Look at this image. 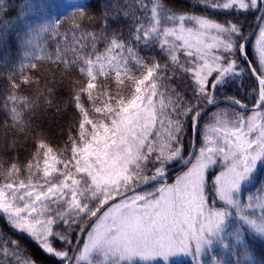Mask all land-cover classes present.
<instances>
[{"label": "snow or ice", "instance_id": "snow-or-ice-1", "mask_svg": "<svg viewBox=\"0 0 264 264\" xmlns=\"http://www.w3.org/2000/svg\"><path fill=\"white\" fill-rule=\"evenodd\" d=\"M9 34L0 216L31 246L4 237L0 264H264V179L242 192L264 166V0L62 19L0 0ZM53 107L59 134L35 119Z\"/></svg>", "mask_w": 264, "mask_h": 264}, {"label": "trees", "instance_id": "trees-1", "mask_svg": "<svg viewBox=\"0 0 264 264\" xmlns=\"http://www.w3.org/2000/svg\"><path fill=\"white\" fill-rule=\"evenodd\" d=\"M29 2L35 5L42 6L43 18L62 19L66 15L76 10L85 11L93 16H100L106 5L107 6H111L115 4L124 5L130 2V0H29ZM15 3L20 4L21 0H15ZM177 3L180 6H184V5L189 6L191 0H177ZM196 10L200 11L199 8H197ZM40 18L41 17L38 14L31 16L30 20L35 22L38 21ZM249 23L253 24L254 27V22L249 21ZM50 47H52L51 44ZM5 55L9 56V64H11L12 62H18L19 59L18 40L15 34H9L7 38V45L4 48L0 49V108H2L3 93L8 86L5 76V61H4ZM57 87L59 91H58L56 103L62 104L66 102L68 96L67 83H65L64 85L58 84ZM35 119H36V123L41 124L46 129H49L56 134H59L61 128L67 122V117L63 113L57 114L55 107L48 110L41 108L39 110L38 117ZM3 142H4L3 129L0 128V147L3 146ZM261 179H264V167L259 171V175L254 186L251 187L248 191H250L257 184H259ZM248 191H245V193H247ZM0 233L3 234V236L0 237V243H3L4 237H12L24 242L26 244V247L31 246V241L27 240L26 237L21 236L19 233L14 232L8 226V223L3 216H0ZM30 250H33V252L38 255V250H36L34 247L33 249L30 248ZM50 259L51 258H49V260Z\"/></svg>", "mask_w": 264, "mask_h": 264}, {"label": "rangeland", "instance_id": "rangeland-1", "mask_svg": "<svg viewBox=\"0 0 264 264\" xmlns=\"http://www.w3.org/2000/svg\"><path fill=\"white\" fill-rule=\"evenodd\" d=\"M263 167H264V166H261V167L258 169V171H257V173H256V175H255V177H254V181H253V183L250 184V185H246V186H244V188L242 189V192L245 193V191H248L251 187L254 186V184H255V182H256V180H257V178H258L259 171H260ZM14 232H15V231H14ZM0 258H2V253H0ZM137 264H138V262H137ZM156 264H162V262H161V261H157ZM169 264H192V259H191L190 257H184V256H182V257H174V258H172V260L169 262Z\"/></svg>", "mask_w": 264, "mask_h": 264}]
</instances>
